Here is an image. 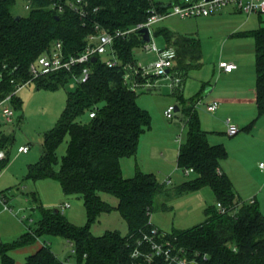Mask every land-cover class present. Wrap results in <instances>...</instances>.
<instances>
[{"label": "trees", "instance_id": "1", "mask_svg": "<svg viewBox=\"0 0 264 264\" xmlns=\"http://www.w3.org/2000/svg\"><path fill=\"white\" fill-rule=\"evenodd\" d=\"M69 0H36L27 16H16L17 0H0V104L11 97L16 108L19 87L31 81L30 68L44 54L62 42L67 57L79 56L87 46V38L96 26L106 31H127L148 21L153 9L163 12L172 3L162 0H87L85 21L71 10L58 13L53 3L65 5ZM96 10V11H95ZM21 17L20 19H17ZM256 40L257 105L259 117L264 116V27L251 33ZM154 36H163L167 47L177 53L173 71L185 77L200 67L202 46L198 38L160 29ZM144 45L141 31L115 41L114 49L121 65L110 68L106 58L90 63L89 79L77 83L69 92L67 106L57 126L46 133L40 161L29 166L33 181L54 179L66 195L84 200L88 224L77 227L59 211L44 212L33 231L19 239L0 241L1 264H16L11 253L34 245L43 235L63 237L69 241L76 264H135L131 254L144 234L155 227L150 219L156 198L165 188L155 174L138 171L133 178L123 175L121 160L136 157L144 134L152 130L150 114L138 104V95L124 82V66L137 63L134 51ZM85 66H77L74 74L63 72L40 78L39 87L57 89L80 77ZM180 86L174 90L182 99ZM95 118H90L91 113ZM188 129L187 141L181 145L178 167L184 173L193 170L196 178L180 185L175 197L210 188L217 208L207 211L205 223L192 229L168 235L191 254L208 257L207 264H264V214L257 202L241 201L229 176L221 171L228 158L224 146H212L208 133L202 129L195 106L189 103L182 110ZM89 116L90 122L79 119ZM69 137L66 155L60 162L57 151ZM9 138L0 133L1 149L6 159L0 161V172L9 162ZM117 199L113 207L104 196ZM118 211L128 232L108 231L95 236L92 225L102 214ZM160 230V229H159ZM161 231V230H160ZM162 232V231H161ZM24 264H61L49 245L27 257Z\"/></svg>", "mask_w": 264, "mask_h": 264}, {"label": "rangeland", "instance_id": "2", "mask_svg": "<svg viewBox=\"0 0 264 264\" xmlns=\"http://www.w3.org/2000/svg\"><path fill=\"white\" fill-rule=\"evenodd\" d=\"M162 1L169 4L171 0ZM228 10L211 18L229 15ZM14 14L27 16L28 12L24 9L22 0H17ZM231 15L245 19L249 17L245 14L232 13ZM251 17L259 18V15H251ZM202 20L203 18L170 17L157 24L154 27V33L160 29H167L181 35L186 33L199 36L202 43L203 63L201 67L192 68L188 72L187 95L189 93L190 96L185 95L184 100L196 107L203 128L209 129L211 133V145L221 146L220 143L224 137L226 140L230 139L225 134L227 128L224 122L206 113L210 95L207 90L218 84L219 72L215 71V67L218 68L223 62L231 63L237 58H243L252 53V43H250L252 39L226 34L228 30L242 25L239 19L226 22L219 20L213 23H203ZM153 43L160 50L167 48L163 36H154ZM134 57L144 68L153 66L158 58L156 53L146 52L143 46L134 51ZM158 83L157 90L148 91L142 88L137 91L139 106L150 114L152 130L141 138L136 167L145 174H155L161 184L168 182L171 178L172 185H164L165 188L156 198L150 221L163 233L172 235L175 231H186L205 223L207 211L217 208L218 204L210 188L174 198L177 188L194 180L196 176L191 173L186 174L178 167L179 149L187 140V129L183 124L182 112H176L173 119H168L165 114L169 107H179L182 111V102L173 94L172 75L160 78ZM221 84L225 87L229 85L224 81ZM71 85L72 83L51 89L39 87L37 82H32L16 93L20 108H16L14 101L0 106V133L9 138L7 150L9 162L0 175V194H6L8 207L11 209V211L5 210L0 204L1 242L11 243L35 230L46 211L61 212L71 224L77 227H85L88 224L87 211L82 198L66 195L61 184L54 179L33 181L28 177L29 166L38 163L42 157L45 134L57 126L63 115L68 94L74 90ZM5 107H10L15 112L13 124L6 123L2 118ZM79 121L87 124L90 119L88 115H85ZM177 139H181V142L177 143ZM69 140L70 138L66 137L57 151L60 162L67 153ZM258 143L256 151L258 160H237L238 154L235 150L232 151L233 159L228 160L230 156L228 153L227 160L236 174L238 184L245 183L243 182L245 174L248 183L251 184L248 193H254L258 200L261 195L264 201V170L260 169V163L264 164V141L261 140ZM22 146L30 148L27 154L19 153ZM135 160L133 157L129 161L132 173L136 171ZM104 199L113 207H117V199L108 195L104 196ZM250 199L245 198V202H255ZM66 204L70 207L63 210ZM91 231L95 236H103L108 231H119L125 235L128 229L124 219L118 211L114 210L111 213L102 214L92 225ZM39 244L49 245L61 264H76L69 241L52 235H43L34 245L13 251L11 255L16 264L24 263L29 249Z\"/></svg>", "mask_w": 264, "mask_h": 264}, {"label": "built area", "instance_id": "3", "mask_svg": "<svg viewBox=\"0 0 264 264\" xmlns=\"http://www.w3.org/2000/svg\"><path fill=\"white\" fill-rule=\"evenodd\" d=\"M22 1L24 9L28 13L33 10L36 0ZM53 8L58 13L71 10L76 13L82 21H85L89 12L87 0H69L65 5L54 2ZM228 9L235 10L248 16H264V0H179L178 2L172 3L163 12L153 9L146 23L127 31L119 30L116 32H109L100 26H96L95 33L87 38V46L82 54L79 56L67 57L64 52L63 43L57 42L50 53L44 54L31 66V81L23 86L31 84L40 78L63 72L74 74L77 66H85L80 77L74 75V81L71 85V88L74 89L77 83H84L89 79L91 69L88 65L93 63L92 60L94 58L97 60H99V58H106V64L110 68L121 65L114 49L116 40L126 38L137 31L148 29L152 41L148 44H144L143 47L148 53H156L158 58L150 68H144L138 62L125 65L124 82L129 89L136 93L142 88L153 91L158 89V80H160V78L170 77L172 75V85L173 90H175L182 83L180 75L172 73L176 64L177 53L174 48L167 47L165 50H160L153 43L154 27L170 17H179L181 19L208 18ZM220 68L226 73H232L237 69V66L232 63L223 62L220 64ZM22 87H19L18 90ZM9 101H11V97L1 103L0 106H3ZM218 108L219 102L214 101L208 105L207 111L214 113ZM175 113L176 108L169 107L165 114L168 119H173ZM14 116L15 112L10 107H5L3 109L2 118L6 123L13 124ZM95 117V112L90 114V118L93 119ZM226 127L227 135L230 138L237 136L240 132L238 125L230 118L226 120ZM178 142H180V140ZM29 150L30 148L27 146L21 147L19 153L27 154ZM6 157V152L1 149L0 145V161L5 160ZM260 167L264 169V164H261ZM1 173L2 172H0V175ZM185 173L193 174L194 171L188 170ZM166 184L170 185L171 181H168ZM251 203H254V201ZM0 204L3 205L6 210H10L8 207V199L3 194H0ZM69 207L70 205L66 204L63 206V210ZM217 208L222 213L226 211L221 204H218ZM72 253L74 254V250ZM131 257L135 264H207L208 262V257L206 255H201L200 253L191 254L185 247L180 246L176 238L169 237L157 227H154L151 232L143 235L134 248Z\"/></svg>", "mask_w": 264, "mask_h": 264}, {"label": "crops", "instance_id": "4", "mask_svg": "<svg viewBox=\"0 0 264 264\" xmlns=\"http://www.w3.org/2000/svg\"><path fill=\"white\" fill-rule=\"evenodd\" d=\"M228 11L230 13L229 15L222 16L220 18H211L213 16L208 17V18H203L202 22L203 23H213L219 20L226 22V21H232V20L239 19L240 22H242V25H240L239 27L237 26L235 27V25L233 24L234 25L233 27L235 28L228 30L226 34H233L232 37L245 36V37H249L250 39H252L251 40L252 42H250L252 43V53H250V55H247L243 58L241 57V58H237L233 60L231 63L235 64L237 66V69L232 73L224 72L220 68V65L218 68L215 67V71L219 72L218 84L216 87H213L212 89L207 90V92H210V95L208 96L209 104H211L214 101H218L219 108L214 113H210L207 110H206V113L214 116V118L216 119L218 118L221 122H224L225 127H226V120L230 118L240 128L239 134L233 138H230L227 135V132H225L226 136L232 141L226 140V138L224 137L221 143L219 142L221 145L226 147V149L228 150V153L230 155L228 160L233 159V156H232L233 150H235V152H237L238 154L237 160H258L257 159L258 157L256 155L257 146L259 145L258 141H261V140L264 141V116L259 117V113H258L257 68H256V55H255L256 52L254 53V49L256 47V40L253 38L251 33L264 27V16L259 15V18H255V17L252 18L251 16H249L247 19H245L243 17L231 15L232 13L242 14L240 12H237L232 9ZM222 13H220L219 15H221ZM182 35L198 38L200 40L199 36L195 34L188 35L185 33ZM201 46H202V43H201ZM201 52H202V61H203V50H201ZM202 61H201V64L203 63ZM172 73L180 75L178 72H175V71H172ZM181 78H182V83L180 84L179 89H180V94H182L183 100H179L177 96L174 94V92L173 94L180 102H182V110H183L189 104L188 102H185L184 100V97L185 95H187V92H188L187 91L188 74L185 77L182 76ZM223 81L228 83L229 85H226V87L222 86L221 82ZM188 96H190L189 93L187 97ZM175 108H178L179 110L178 112H182L179 107H175ZM182 120H183V124L185 128L187 129L186 120L184 116L182 117ZM201 126H202V123H201ZM202 129L208 133V141L211 145V142H210L211 133L208 131L209 129H204L203 126H202ZM187 134H188V129H187ZM179 140L181 142V139H177L176 142L180 143L178 142ZM178 156H179V153H178ZM134 158L136 159L135 160L136 162L135 173L134 172L132 173L130 169L131 164L129 161L132 158H124L121 160V167H122L123 175L125 178H128V179L133 178L136 175V173L140 171V169L136 167V165L138 166L137 156ZM228 160L226 159L222 161L221 171L227 174L229 178L231 179L239 199L241 201H245V198H251L250 200L252 199L255 200V202L259 204L260 209L262 213L264 214V203H263L264 201L261 198V195L258 200V198L254 196V193H248L249 191L248 188L249 186H251V184L248 183L247 177L244 174V170H242L241 172L244 174L243 182L245 183L241 185L238 184V181L236 179V174L234 173V171H232L233 169L228 164ZM261 164L263 163H260V166ZM260 169L261 171L264 170L261 167ZM144 171L147 172L146 170ZM168 181H171V178L168 179ZM166 183H164L163 185H166ZM171 185H172V181H171ZM245 190H247V192H245ZM3 195L6 196V194H3ZM8 211H11V209ZM43 246H44L43 244H39V245H35L33 248H30L28 251L29 253L27 257L35 254ZM27 257L25 258V261ZM0 264H1V258H0Z\"/></svg>", "mask_w": 264, "mask_h": 264}, {"label": "water", "instance_id": "5", "mask_svg": "<svg viewBox=\"0 0 264 264\" xmlns=\"http://www.w3.org/2000/svg\"><path fill=\"white\" fill-rule=\"evenodd\" d=\"M21 17H18L17 19H20ZM141 34L143 35V43L144 44H148V43H150L151 41H152V38H151V36H150V32H149V30L148 29H144V30H142L141 31ZM97 61V59L96 58H94L93 60H92V62L93 63H95ZM179 110H178V108H176V112H178Z\"/></svg>", "mask_w": 264, "mask_h": 264}]
</instances>
